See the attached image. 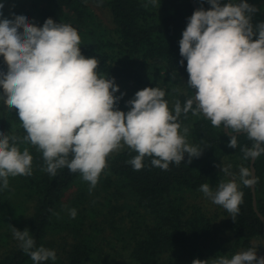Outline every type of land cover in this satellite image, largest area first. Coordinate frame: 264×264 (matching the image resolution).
I'll use <instances>...</instances> for the list:
<instances>
[{
  "label": "trees",
  "instance_id": "obj_1",
  "mask_svg": "<svg viewBox=\"0 0 264 264\" xmlns=\"http://www.w3.org/2000/svg\"><path fill=\"white\" fill-rule=\"evenodd\" d=\"M198 7L210 9L207 0H195ZM227 0H222L226 3ZM238 4L241 0H231ZM258 11L260 0H247ZM4 17L25 15L36 26L48 18L74 27L81 38L82 54L99 60L97 73L115 78L130 96L147 87L165 92L169 109L171 100L181 107L195 97L188 84L187 61L181 65L179 41L188 18L195 8L191 0H0ZM91 5L106 7L111 12L114 30L105 27ZM0 71H7L0 56ZM163 78V79H162ZM179 82V85L177 84ZM164 85H167L164 87ZM182 86V91L180 88ZM196 105L194 103L193 108ZM174 114V112H173ZM187 128L191 146L202 154L188 163H171L168 170L152 165L154 157L146 156L144 167L136 171L128 163L138 153L124 147L106 158L105 169L95 188L79 172L67 167L55 176L45 171L46 164L35 146L24 140L26 135L16 110L6 106L0 88V131L15 136L21 151L28 149L33 157L30 176L9 177L7 188L0 182V264H35L20 247L10 246L12 226L28 229L35 248H53V236H72L74 243L66 252L55 251L56 259L42 264H192L194 259L212 260L255 248L264 257V224L254 210L252 186L245 187L239 178L241 166L251 171V160L241 151L253 141L246 134L237 135V147H227L229 137L223 125L213 127L203 113L179 117ZM12 143V141H10ZM219 165H230L228 174ZM255 193L259 212L264 216V153L255 161ZM252 172V171H251ZM236 179L243 192L239 212L233 218L225 210L214 213L188 199L200 195L207 183L215 191L221 182ZM76 192L69 201L65 195ZM91 188V190H90ZM32 203L33 213L27 214ZM76 210V216L70 210ZM63 253V254H62ZM259 258V257H258Z\"/></svg>",
  "mask_w": 264,
  "mask_h": 264
},
{
  "label": "clouds",
  "instance_id": "obj_2",
  "mask_svg": "<svg viewBox=\"0 0 264 264\" xmlns=\"http://www.w3.org/2000/svg\"><path fill=\"white\" fill-rule=\"evenodd\" d=\"M207 3L210 9L201 7L188 18L179 41L180 64L187 61V85L195 90L194 99H187L183 107L176 101L170 110L165 92L147 87L127 101V112L116 107L126 93L116 96L120 87L115 78L100 76L99 60L82 54L74 27L52 18L41 27L25 15L4 17L5 4L0 3V56L7 65L6 72L0 71V88L6 106L17 112L24 140L42 152L47 173L55 176L67 167L95 188L106 158L125 145L138 153L128 161L136 171L144 167L146 156L154 157L152 165L162 170L171 163L179 165L185 154L191 163L202 152L180 132L179 117L189 111L203 113L213 127L223 125L229 148L237 147L238 134H246L253 144L241 149L245 159L264 153V21L253 25L252 15L258 9L247 0ZM15 140L0 131L3 188L10 176L32 174L33 157L28 149L21 151ZM218 167L228 174L230 165ZM239 178L245 187L255 183L247 167H240ZM200 191L233 218L238 214L243 192L235 180L221 182L215 191L205 183ZM70 215L75 218L76 210L71 209ZM12 231L35 264L56 259L54 250L43 246L33 250L35 241L28 229L12 226ZM192 264H209V260L194 259ZM211 264H264V257L258 258L251 248Z\"/></svg>",
  "mask_w": 264,
  "mask_h": 264
},
{
  "label": "rangeland",
  "instance_id": "obj_3",
  "mask_svg": "<svg viewBox=\"0 0 264 264\" xmlns=\"http://www.w3.org/2000/svg\"><path fill=\"white\" fill-rule=\"evenodd\" d=\"M260 3H261V5H263V7L259 10L258 16L260 17V20L258 22L264 21V0H260ZM91 7L94 10V12L98 15V17L102 20V22L104 23L105 27L108 28L109 30H114L115 27H114V25H113V23L111 21V12H110V10L108 8H106V7H102V6H99V5H91ZM255 21H256V19L252 18L253 25L258 23V22H255ZM115 81H116V84H118L119 87H120V92L115 93L116 96H120L121 93H126V95H124L125 97L126 96L132 97L130 95V92H131L130 91V85L128 87H125V85H123L120 81H118V80H115ZM177 84L179 85V82H177ZM166 86L167 85H164V87H166ZM180 91H182V86L180 88ZM122 99H120L118 101L116 107L119 110L127 112V111L130 110V108L129 107H125V106L120 104ZM171 99L172 98L169 97V100L171 101L170 104L174 105L175 104V100H171ZM178 122L181 124V129H180L181 134L185 136L186 142L189 145H191L190 137L187 135V133H184V131H183V129H184V125L183 124L184 123L182 122V120L180 118H179ZM124 147H127V146L125 145L122 148H124ZM122 148H120V149H122ZM232 180L236 181V179L234 177H232ZM75 192H76V188H73L70 191H68L67 194L65 195V200L69 201L70 198L74 196ZM188 199H190L192 202H195L196 204H199L198 202L205 203V206H202V207H204L205 209H207V210H209L211 212H214L215 214L216 213H222V212H224L226 210L222 206L213 203L212 200L207 198L203 193H201L200 195L188 194ZM27 207H28L27 214L30 216V214L33 213V207L34 206L32 205V203H29L27 205ZM12 237L13 238L10 239V246L11 247H18L19 246V241L16 240L14 236H12ZM65 237L66 238H62V237H59V236H53L51 239L54 242V247L53 248L49 247L48 249L54 250V251L60 250V252H66L65 250L70 249L69 245L74 243V241H73V237L72 236H65ZM2 255H3V253H1L0 257ZM261 256H262L261 253H257V257H261Z\"/></svg>",
  "mask_w": 264,
  "mask_h": 264
},
{
  "label": "water",
  "instance_id": "obj_4",
  "mask_svg": "<svg viewBox=\"0 0 264 264\" xmlns=\"http://www.w3.org/2000/svg\"><path fill=\"white\" fill-rule=\"evenodd\" d=\"M191 3L193 4L195 10H198L199 7L196 3L195 0H191ZM226 133H227V129H225ZM242 134V133H240ZM255 161H256V158L253 160H251V171H252V174H253V177L256 179V169H255ZM252 192H253V206H254V210L255 212L258 214V216L261 218V220L263 221V224H264V216L259 212L258 210V206H257V199H256V193H255V183L252 185Z\"/></svg>",
  "mask_w": 264,
  "mask_h": 264
}]
</instances>
